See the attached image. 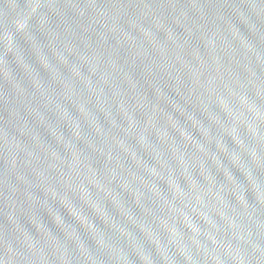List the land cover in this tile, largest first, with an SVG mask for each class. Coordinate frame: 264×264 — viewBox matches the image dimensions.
<instances>
[{"label":"water","instance_id":"1","mask_svg":"<svg viewBox=\"0 0 264 264\" xmlns=\"http://www.w3.org/2000/svg\"><path fill=\"white\" fill-rule=\"evenodd\" d=\"M0 264H264V0H0Z\"/></svg>","mask_w":264,"mask_h":264}]
</instances>
